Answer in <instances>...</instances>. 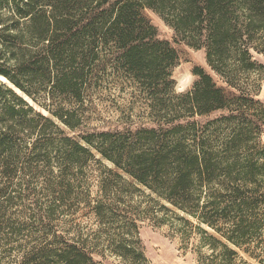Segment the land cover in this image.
<instances>
[{
    "label": "trees",
    "instance_id": "16d2710c",
    "mask_svg": "<svg viewBox=\"0 0 264 264\" xmlns=\"http://www.w3.org/2000/svg\"><path fill=\"white\" fill-rule=\"evenodd\" d=\"M146 9L227 86L197 68L175 93L178 52ZM263 41L264 0H0V264H101L102 251L147 264L140 213L198 231L201 264H264V98L249 83ZM109 69L157 126L69 135L54 117L77 131ZM27 175L45 213L19 220Z\"/></svg>",
    "mask_w": 264,
    "mask_h": 264
},
{
    "label": "rangeland",
    "instance_id": "374dc122",
    "mask_svg": "<svg viewBox=\"0 0 264 264\" xmlns=\"http://www.w3.org/2000/svg\"><path fill=\"white\" fill-rule=\"evenodd\" d=\"M146 14L157 28V37L159 39L169 40L178 52L179 59L176 66L173 68V78L176 81L175 93H186L193 88L194 83L199 79V75L196 74L197 68H202L210 73L219 85L227 86V83L224 82L209 65L204 48H197L190 45L186 39L177 34L174 28L167 24L155 11L146 9ZM253 52L255 59L264 66V41L262 42V51L257 52L253 50ZM110 70L111 69L105 74V81L101 83V86L91 91L93 95L86 97L83 109L80 112L82 114L83 125L79 127L77 131L69 130L57 118L52 116L61 124L69 135L78 136V134L115 130L125 131L127 129L135 130L140 127L157 126L156 123L152 122L151 119L144 114L145 106L142 104L143 100L139 98V100H135L134 94H132V86L127 85L125 87L122 81H118V83L111 82L110 79L113 76L109 73ZM0 78L7 81V79L1 75ZM1 79L0 81H2ZM121 80L125 79L121 78ZM249 81V83L252 84V90H254V98L256 100H263L264 68L259 72L253 73ZM16 91L18 94L24 96L26 100L36 107V109L42 111L44 114H48L47 110L32 101L30 97L18 91V89H16ZM45 95L47 94L45 93L44 96ZM0 100L4 99L0 98ZM214 116L215 114L204 117L196 116L188 120L203 122ZM81 141L86 144L83 140ZM260 141L264 144V130L261 134ZM89 147L95 153L96 158L100 159L108 166L112 165V163L103 158L95 148L92 146ZM94 168L96 169V167ZM22 171H19L18 176L22 177L24 175ZM19 179L20 178L15 179L14 182ZM41 181L42 180L31 182V176L27 175L22 181L23 193H13L17 194L15 196L17 204L10 209V212L19 220L28 219L32 215L37 217L42 216L45 213V205L38 202V200L44 199L39 191ZM26 185H31L35 188L39 186V188L28 192L25 189ZM93 190H95V188ZM140 214L141 217L137 219V223L139 225L141 245L148 258L147 264H201V257L204 256L205 253H208V249L199 246L200 233L198 231L192 230L185 235L170 224L158 222L156 219L151 218L150 215ZM92 255L95 261L101 264H128L121 257L109 251L95 252ZM245 256L249 260H252L248 255L245 254Z\"/></svg>",
    "mask_w": 264,
    "mask_h": 264
},
{
    "label": "bare ground",
    "instance_id": "6f19581e",
    "mask_svg": "<svg viewBox=\"0 0 264 264\" xmlns=\"http://www.w3.org/2000/svg\"><path fill=\"white\" fill-rule=\"evenodd\" d=\"M1 79V78H0ZM2 80V79H1ZM2 81H5V80H2Z\"/></svg>",
    "mask_w": 264,
    "mask_h": 264
},
{
    "label": "water",
    "instance_id": "95a60500",
    "mask_svg": "<svg viewBox=\"0 0 264 264\" xmlns=\"http://www.w3.org/2000/svg\"><path fill=\"white\" fill-rule=\"evenodd\" d=\"M8 83V82H7ZM9 84V83H8ZM10 85V84H9ZM11 86V85H10Z\"/></svg>",
    "mask_w": 264,
    "mask_h": 264
}]
</instances>
